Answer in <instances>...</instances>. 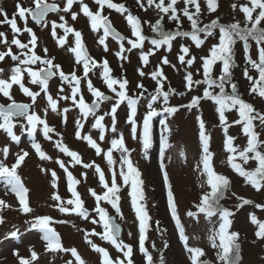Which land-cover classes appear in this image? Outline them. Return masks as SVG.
<instances>
[{
	"label": "rangeland",
	"instance_id": "374dc122",
	"mask_svg": "<svg viewBox=\"0 0 264 264\" xmlns=\"http://www.w3.org/2000/svg\"><path fill=\"white\" fill-rule=\"evenodd\" d=\"M32 0H0V9L7 13L8 17H12L15 5H30ZM59 3L60 7L66 3V0H53ZM123 1L131 9L132 15L142 19L144 32L150 35L152 33L149 28V23H154L162 13H159L152 7L147 6V0H142L145 8L141 9L135 0H112L113 3ZM91 11H96L98 6L93 0H84ZM159 2V0H157ZM201 3V14L199 16V26L203 27L209 24L212 20H217L221 25H228L239 21L241 26L244 25V15L237 7L233 10L232 5L247 4L248 0H217L218 8L215 12H208L205 0H199ZM167 3V0H166ZM178 15L181 17L179 30L191 31L190 22L186 17H183L180 11L183 8V2H179L176 6ZM72 12H77V19L73 20L70 14L64 12H57L49 16V18L39 26L40 36L37 39V46L33 49L36 54H41L47 57L54 58L55 62L61 65L68 72L66 75L71 78L72 70L78 78H80L79 93L77 94V101L82 96L84 101L89 100L93 95L88 90V82L91 81L92 86L99 89H104L106 83L102 77L103 70L96 66L91 68L87 78L84 77L83 65L77 64L75 55L70 51L72 37L75 31H79L84 38V42L91 55L106 56L113 68V74L118 80L126 79L128 85L126 86V94L129 97L136 98L142 91L136 87L137 84H143V96L139 97L137 103V138H133L131 134L130 125L127 123V101H122L116 112V132L111 131L112 122L110 116H104L101 122L104 125V140L99 138V129L92 128L95 121V116H102L105 112L110 111L111 106L115 103L117 97L111 100L103 101L96 110L95 114H89L86 118L83 117L78 104H74L71 99H61V96H71V88L76 86L73 82L62 81L59 76H54L48 81V94L56 101L57 110L53 111L48 105V101L40 85L32 84L31 78L22 72V83L30 91L39 93L35 102L32 98L26 96L19 85H12L10 94L14 101L31 102L30 114L34 112L38 117L45 120L46 123L54 129L49 133L51 140L45 139L41 129L43 125L37 124L36 131L32 136H29L27 128V121L23 117H15L12 119L13 133L18 136L19 142L12 141L11 138L0 129V150L5 146L9 148V155L5 158L0 151V163L11 167L15 161L17 153L21 150L29 152L22 164L17 169V174L20 176L24 186L29 189L27 194L29 206L32 211L30 213H22L19 211V201L16 199L14 193L10 191V186H6L4 178L0 177V200H4L11 207L5 208L0 206V217H3L4 222L0 223V264H19V258H30L31 248L38 254V260L33 264H67L68 261H73L70 252L64 251H46L45 241L41 238L43 233L39 229L31 228V223L35 217H51L50 227L53 228L60 237V243L63 248H75L85 262V264H101V255L94 251L85 240V233H91L93 230L96 233H103V222L100 221L99 215L93 210L96 206L95 198L90 194L89 189L94 190L98 195H103L105 189L99 183V174L95 172V166H99L105 175L106 183L111 185L113 173L116 175L118 185H121L118 192L120 212L112 208L107 201L101 200L100 207L104 208L107 213H112L122 225L121 240L133 247V256L131 257L134 264H146L144 257L139 251L138 235H139V221L136 219L135 213L131 207V197L128 195L130 185H123L120 177L122 165L120 164L121 153L113 149L112 159L113 165L109 167L105 159V153L112 147L111 140L119 138L122 134L124 145L129 150L130 160L133 166L138 169L140 179L142 180V191L144 200L140 203L144 204L146 211L150 217L149 227L146 231L145 246L148 249L149 255L153 258V264H160L161 256L164 264H191L190 254L185 250L184 244L179 239V232L176 230L175 221L171 218V213L168 209V187L164 183V173L161 171V163L164 165V170L168 174V183L174 195L177 204V212L180 218L181 225L184 227L185 235L188 237V246L199 248L203 250L204 255L198 258L200 261H207L208 264H223L218 258V252L221 251L218 247L212 246L210 237L219 228V217H206L203 213H198L195 205L199 203L200 197L211 189L207 185V177L203 173V165L201 163L202 148L199 141V125L196 120L200 116L205 124V132L209 137V151L212 153V167L217 174L223 175L229 180V185L224 193V198L219 201L220 205L229 209L234 213L229 217L232 221L229 226V233L237 232L238 239L236 243L239 244L240 261L239 264H264V239H257L255 232L259 229V224H254L250 220L252 214L257 221L264 223V209L257 208L255 205H264V181H261V190L257 191L251 184L246 183L245 179L239 176L227 163V157L230 155L225 150L224 127L219 123V117L215 111L217 105L212 100H201L199 105L195 108L188 109L180 107L187 105L193 96H202L203 90L207 85H193L191 90L185 87L186 81L184 76L191 72L194 80H203L202 57L210 55V48L218 43L219 29L212 30L213 35L205 39L204 33H199V37L204 39V44L197 48L189 37H176L171 42V49L168 46L162 45L159 49H155L149 41L142 43L141 49H133L131 52H125L123 55L127 59L121 60L116 53L119 51L122 43L125 49L130 48L127 40L116 42L110 38L105 37V44L99 43L101 35L97 31H93L88 25V18L79 11V4L73 5ZM190 11H194L190 8ZM103 15L109 17L118 30L130 35V30L126 23L125 14L120 15L113 9H108L106 6L102 10ZM63 15L64 21L59 17ZM255 15V14H254ZM3 16H0V20ZM67 22V26L74 29L73 33L65 35L62 28H57V37L63 35L64 44L58 45L56 39L51 35L52 22L56 24ZM145 21L149 23H145ZM170 26L165 31H176L177 25L173 21H169L167 16L163 20ZM264 27V24L261 25ZM0 31L5 32L7 40L11 41L13 34L8 30V25L0 24ZM18 38L22 43H28L24 33ZM184 45L189 48V55L186 60L195 57L192 66L181 64L178 60L180 53V46ZM107 46L108 51H105ZM153 48V54L148 57V63L143 64L139 59L140 51L147 52L148 49ZM45 49L47 53L45 54ZM13 54L20 55L19 49L15 45H11ZM0 51H8V48L0 44ZM249 54L252 59H257V51L255 42L249 40ZM167 57L169 64H161V59ZM11 57H5L0 61V69H4L0 73V79H8L11 75L10 69L16 65ZM74 64V65H73ZM157 65H160L163 75L166 79L163 80V91H167L169 87L175 89L174 93L169 95L168 106L178 107L179 110L168 115L161 111L163 106V97H158L153 105L157 109L158 115L152 117L151 120V144L146 150L140 140L143 132V116L147 112V103L151 94H155L157 87L156 81L151 78L150 73L153 72ZM23 65H21V68ZM174 66V67H173ZM221 62H217L212 66L211 77L217 79L221 74ZM248 68L249 75L253 77V82L258 79L257 71L251 68L244 59L243 42L238 41L234 46V62L230 69L231 83L236 84V91L240 97L253 105L256 110H264V98H260L257 93L250 94V87L252 82L248 81L244 75V69ZM143 71L144 76H140L139 72ZM259 87V85H258ZM63 89V91H61ZM116 91H119L116 89ZM213 94H218L219 89L216 87L209 88ZM225 91L231 93L230 84H225ZM106 92H115L106 90ZM183 93V95H181ZM0 102L7 103L9 100L0 93ZM29 102V103H30ZM64 109H68L67 112ZM226 123L228 124L227 135L234 137L233 146L237 148V153L242 150L247 144V137L242 132V125L234 124L233 121L239 119L238 111L233 108L225 111ZM80 119L83 123L81 129L82 135H89L101 148L100 155H97L95 149L88 146L86 141L77 139L75 137V122ZM164 119L168 125L169 131L164 132L160 120ZM0 119V123H2ZM254 131L259 134L258 139L264 141V127L259 125L258 121H253ZM23 125V127H21ZM167 137V147L161 154V137ZM35 139L41 145L42 151L50 157L48 160H41L36 155L35 150L31 147L32 140ZM59 140L70 150L76 151L83 163L93 164L92 168H84L83 163L76 165L71 162V157L66 156L55 147V142ZM264 153V145L258 149ZM183 153V155H181ZM235 155L236 163L247 170L252 171L257 166L255 160L250 159L247 164ZM251 156L252 154L249 153ZM56 159L65 162L66 167L72 173L73 177L79 181L76 184L75 190L80 195L83 201V206L88 209L87 218H82L75 212L61 213L54 205L57 203L51 199V194L56 192L62 200L74 199L71 193L67 190V176L63 169L55 163ZM41 168L54 170L57 173V188L51 187V172H42ZM127 171L126 167L123 169ZM83 174V175H82ZM7 193V194H6ZM248 199L252 201L251 204L244 205L237 209L236 205L241 203L237 198ZM73 208L74 205H66ZM188 211L197 212L196 217H189L186 213ZM96 220V223H92ZM63 221V222H61ZM158 222V223H157ZM17 231V236L10 235L11 232ZM131 233V235H129ZM97 246L104 248L109 257L115 260L117 257L123 258L121 252H117L115 247L108 241L101 239L98 235H89L88 237ZM167 243L168 247L163 245ZM216 245H219V238L215 239ZM153 244L155 247H153ZM18 253V254H17Z\"/></svg>",
	"mask_w": 264,
	"mask_h": 264
},
{
	"label": "snow or ice",
	"instance_id": "6c2138e0",
	"mask_svg": "<svg viewBox=\"0 0 264 264\" xmlns=\"http://www.w3.org/2000/svg\"><path fill=\"white\" fill-rule=\"evenodd\" d=\"M35 4V9L27 8L22 6L21 4L16 5V13L13 14L11 18L8 17L7 13L0 9V16H3V19L0 20V24H6L10 26L11 32L14 34L10 43L6 38V34L3 31H0V44L5 45L8 48V51H0V61H3L5 57H11L13 61H16V65L10 69L11 75L8 79H0V93L4 97H6L11 103L7 106L0 105V119H2V123H0V129L11 138L12 141L19 142V137L13 133V123L12 119L14 116L23 117L27 121V131L29 136H32L36 131V125H43L41 131L45 137V139L51 140V136L49 133H52L54 129L50 127L45 120L38 117L34 112L29 113V105L27 104H18L16 103L11 94L10 88L12 85H19L20 90L26 95L32 98L33 102H35L36 97L39 93L30 91L25 85L22 83V72H27V75L31 78L30 82L32 84H39L41 87V91L44 92L45 97L48 101V105L51 107L53 111L57 110L56 101L48 94L47 85L48 80L52 76L59 74V77L62 81H68L70 84L73 82L76 86L71 88V96H61V99H71L74 104H78V107L83 115V117H87L90 113L95 114V109L93 106H98V101L111 100V97L105 96L102 92L97 90L92 86L91 81L88 82V90L92 93L93 97L96 99L93 100L92 105H88L84 102L83 97L77 101V94L79 93V84L80 78L77 77L75 71L71 73V78L65 75L63 71L60 70L61 66L58 64H54L52 59H42L39 55H37L33 49L37 45V37L31 28L25 27L23 30L29 34L31 37L28 43H22L19 39L16 38L15 34L19 33L21 29L17 26V17L21 20H26L28 15H31L32 19L40 24L43 21V17L49 11L52 12H64L70 14L72 19H77L78 13L70 11L74 4H79V11L82 12L90 21L91 28L93 31L98 28L104 29V35L99 38V43L101 45L105 44V37L112 35L114 39L121 41L125 38L121 36L118 32L112 28L108 18L102 16V10L105 6L108 9H113L121 15L125 16V19L128 25L131 28V34L136 39L135 41L132 39H128V44L131 45L130 48L125 49L124 45L121 43L119 51L116 53L117 57L121 60L127 59V56L123 55V53L131 52L133 49H141L142 42L146 39H149L147 36L142 34L141 30V21L138 17L132 15V13L125 7L124 4L113 3L112 0H94V3L98 6L95 12L91 11L89 6L84 2V0H66V3L63 4V7H59L56 4H47L44 3V0H33ZM183 8L180 10L182 12L183 17H186L190 22L191 31H181L179 30V26L181 23V17L178 15L177 5L179 0H147V6L152 7L154 5L155 9L158 10L161 15L158 19L155 20L154 23H149L145 21V23H149V28L152 33L156 34V38H151L149 40L150 44L154 46L155 49H159L162 45L168 46V50L171 49V42L176 37H190L194 42L195 46L199 48L202 44H204V39L199 37V33H204L205 39L209 36L213 35L212 30L215 28L219 29L218 33V43L214 44L210 48V55L207 57H202V68H203V80H194L191 72H188L184 76V80L186 81L185 87L191 90L193 85L204 84L208 87H205L203 90L202 96H193L190 102L187 105H181L180 107H186L188 109L195 108L199 105L201 100H212L215 105H217L215 111L219 117V123L224 127L225 132V140L224 147L225 150L230 153L227 157L228 165L241 177L245 179L246 183L252 185L257 191L261 190V181H264V153L259 151V147L264 145V141H260L258 139L259 134L254 131V123L253 121H258L261 127H264V110L257 111L252 104L244 101L240 95L236 91V84L231 83V72L230 69L234 62V46L240 41L243 42V53L244 59L251 68L255 69L258 72V79L253 82V77L249 75L248 68L244 69L243 75L244 77L252 82L251 87L249 89L251 93H257L260 98H264V27H261L264 24V0H248L247 4H233L232 8L235 10L237 7L240 12L244 15V25L241 26L239 21L230 23L228 25H221L217 20H212L209 24H205L203 27L199 26V16L201 14V3L199 0H182ZM135 3L141 8H145V4L142 0H135ZM207 11L215 12L218 8L217 0H205ZM190 8H193L194 11H190ZM255 14V15H254ZM167 16L169 21L175 22L177 25L176 31H165L162 25V21ZM61 21H64V16L61 15L59 17ZM57 28H62L64 30L65 35L68 33H73L74 29L67 26V22L56 24L52 22L51 25V35L54 39H56L58 45L64 44V37H57ZM74 35L76 37L74 48H71L70 51L75 54V59L77 64H83L84 77L87 78L88 73L90 71V66L95 67L96 61L91 59L87 55V52L84 50L83 45L81 43V33L79 31H75ZM249 40L255 42L256 51H257V59H252L249 54ZM11 45H15L18 49L27 50L26 52H22L20 55L13 54L11 50ZM31 45L32 47H29ZM45 54L47 53V49L44 50ZM105 51H108L107 46H105ZM180 53L178 55V60L181 64H186L187 66H192L194 63L195 57L189 58L186 60V56L189 55V48L184 45L180 46ZM153 54V48L148 49L147 52L143 50L140 51L139 59L143 64L148 63V57ZM23 57V58H22ZM45 65L46 67L41 68L39 71H34L30 65H34L37 62ZM221 62V74L217 79H212L211 71L212 66L217 62ZM161 64L167 65L169 64V60L167 57H163L161 59ZM21 65L28 66L21 68ZM174 67V66H173ZM55 69V72L53 71ZM4 69H0V73H2ZM140 76H144L145 73L143 71L139 72ZM151 78L156 81V89L155 94L150 95V99L147 103V112L143 116V132L140 136V140L143 144L144 149L146 150L150 147L151 144V120L152 117L158 115L157 109L153 107L158 97H163V106L161 107V111L167 113L168 115H172L176 113L179 108L168 106V99L171 93L175 92V89L171 87L168 88L167 91H163V80L166 79L163 75L160 65H157L156 69L150 73ZM103 80L106 83L107 87L111 89L116 94V101L112 104L110 111L105 112L102 116H95V121L92 124V128L99 129V138L100 140H104V125L101 123L104 120V116H110L112 127L111 131L113 133L116 132V112L118 107L121 105L122 101H127V123L130 125L132 137L137 138V121L135 119L137 114V103L140 96H143L144 89L143 84H137L136 87L141 89L142 91L136 98H132L127 96L126 94V86L128 85V81L126 79L117 80L110 76V68L108 66L107 60L103 62ZM119 84V91L113 87L114 85ZM225 84H230L231 93H227L225 91ZM259 85V87H258ZM216 87L219 89L218 94H213L209 91V88ZM63 91V89H61ZM183 95V93H181ZM235 108L238 111L239 119L233 121L234 124L242 125V132L247 137L246 146L237 153V148L233 146L234 137L227 135L228 124L226 123L225 111L231 110ZM65 112L68 109H64ZM196 120L199 125V141L202 148V157L201 163L203 165V173L206 175L207 180L206 183L210 187L209 192H205L201 197L198 204L195 205L198 213H203L206 217L210 218L213 216L219 217V228L214 232V235L210 237L212 240V246L218 247L221 251L218 252V258L223 264H239L240 261V249L239 244L236 243L238 239L237 232L229 233L228 229L231 225V220L229 217L233 216L234 213L227 208H224L220 205L219 201L224 198V193L228 188L229 180L223 175L217 174L211 164L212 161V153L209 151V137L205 132V124L200 116L196 117ZM160 124L163 126V131L168 132L169 128L164 119L160 120ZM83 123L80 119H77L75 122V137L77 139L86 141L88 146L92 149H95L97 155H100L101 148L97 145V143L92 139L89 135H82L81 129L83 128ZM23 127V125H21ZM111 148L105 153V159L108 162L109 167H111L114 163L112 159V150L116 149L121 153L120 164L122 165V169L120 171V177L123 181V185H130V191L128 195L131 197V207L135 213L136 219L139 221V235H138V243H139V251L143 255L146 264H153V258L149 255L148 250L145 247L146 240V231L149 227L150 217L146 211V207L144 204L140 203V201L144 200V195L142 191V180L140 179V173L138 169H136L129 155V150L124 145V140L122 134L119 138H113L111 140ZM31 147L35 150L36 155L39 156L41 160L50 159L49 156L45 154L41 149V145L32 140ZM55 147L59 149L60 152L64 153L66 156L71 157V162L76 165H80L83 163L80 155L76 151L70 150L67 146H65L61 141L57 140L55 142ZM167 147V137H161V154L163 155L164 149ZM2 154L5 158L9 155V148L5 146L2 150ZM249 153L252 155L250 156ZM238 154L239 158L243 161L244 164H247L250 159L255 160L257 166L252 171L245 170L241 164L234 162L235 155ZM29 155V152L21 150L20 153L16 154L15 161L11 165V167L6 164L0 163V177L4 178V182L6 186H10V191L15 194L16 199L19 201V211L22 213H30L32 211L28 202V192L24 184L21 181L20 176L17 174L18 167L22 164L25 158ZM183 155V153H181ZM55 163L59 165L61 169H63L64 173L67 176V190L71 193L74 199L62 200V198L56 193L53 192L51 194V199L57 202L54 206L58 208L61 213L75 212L82 218H87L88 212L83 207V201L80 198V195L75 190V185L79 183L76 180L72 173L68 170L65 165V162L56 159ZM93 164L83 163L84 168H92ZM124 167H126L127 171H124ZM42 172H51V187L53 189L57 188V180L58 176L54 170L41 168ZM161 171L164 173V183L165 186L168 187V209L171 213V218L175 221L176 230L179 232V239L184 244L185 250L190 254L191 264H198V258L203 256V250L199 248H193L188 246V237L185 235L184 227L181 225L180 218L177 212V204L174 199L173 192L171 190V186L168 183V174L164 170V165L161 163ZM95 172L99 174V183L103 186L106 191H104L103 195H98L94 190L89 189L90 194L95 198L96 206L93 209L100 218V221L103 222V233H96L94 230L91 233H85V240L91 246V248L101 255V264H134L131 257L133 256V247L129 244L124 243L122 240H118V235L120 232V228L111 223L110 218L108 217L104 208L100 207V201L104 200L111 204L112 208H114L117 213L120 212L119 208V199L120 197L117 195L121 185L117 184L116 175L113 173L111 185L105 181V175L101 171L99 166H95ZM83 175V174H82ZM7 194V193H6ZM241 200V203L236 205V208L239 209L244 205L251 204L252 201L243 198H237ZM66 205H74L73 208H69ZM0 206L5 208L11 207V205L7 204L4 200H0ZM257 208L264 209V205L257 204L255 205ZM197 212L188 211L186 214L189 217H196ZM250 215V220L254 224H259L258 231L255 232V236L257 239H264V223H260L257 221L256 217L252 214ZM51 217H35L33 222L31 223V228L39 229L43 235L42 239L46 244V251H64L70 252L72 257L75 258V264H85L80 255L78 254L75 248L65 249L62 247L60 243V237L57 232L51 228L50 222ZM3 217H0V223H3ZM63 222V221H61ZM96 220H92V223H96ZM158 223V222H157ZM18 232L13 231L10 233L11 236H17ZM89 235H98L101 239L110 242L117 252H121L123 258L117 257L115 260H112L109 257L108 252L102 248L97 246L91 239H89ZM131 235V233H129ZM219 238V245H216L215 239ZM153 247L155 245L153 244ZM164 248L168 247V244L165 243L163 245ZM31 255L29 259H25L23 257L19 258V264H33V262L38 260V254L29 249ZM18 254V253H17ZM67 264H73V261H68ZM160 264H164L163 257L161 256ZM199 264H208L207 261H200Z\"/></svg>",
	"mask_w": 264,
	"mask_h": 264
},
{
	"label": "flooded vegetation",
	"instance_id": "af4514ba",
	"mask_svg": "<svg viewBox=\"0 0 264 264\" xmlns=\"http://www.w3.org/2000/svg\"><path fill=\"white\" fill-rule=\"evenodd\" d=\"M24 7H27V8H32L33 6H35V4H31V5H22ZM14 12L16 13V8H14ZM57 12H49L46 17L43 19V21L40 23V24H37L32 18H30V16L28 15L26 17V20H21L17 17V26L21 29L20 33H21V36L23 35L22 33H24L26 39L28 40L27 36L29 35L27 32H25L23 29L25 27H28V28H31L32 31L35 33L37 39H39V36H40V31H39V26L45 22L49 16L53 15V14H56ZM9 18H11L9 16ZM91 27V26H90ZM92 29V28H91ZM10 32H11V29L9 28L8 29ZM96 31V30H95ZM12 33V32H11ZM13 34V33H12ZM14 35V34H13ZM74 35V34H73ZM60 37H63V35H61ZM73 39V37H72ZM112 40V39H111ZM70 48H74L73 45L71 44V47ZM73 53V52H72ZM75 55V54H74ZM95 56V55H94ZM97 60H100V62H102L104 59H108L106 56H100V57H97V55L95 56ZM59 63V62H58ZM55 64V63H54ZM61 64V63H60ZM44 66V65H42ZM41 66V67H42ZM63 67V66H62ZM64 71H66V69L63 67Z\"/></svg>",
	"mask_w": 264,
	"mask_h": 264
},
{
	"label": "water",
	"instance_id": "95a60500",
	"mask_svg": "<svg viewBox=\"0 0 264 264\" xmlns=\"http://www.w3.org/2000/svg\"><path fill=\"white\" fill-rule=\"evenodd\" d=\"M47 4H51V3H47ZM35 9V8H34ZM109 21V20H108ZM112 26V25H111ZM112 28H113V26H112ZM116 31V30H115ZM116 32H118V31H116ZM119 33V32H118ZM120 34V33H119ZM122 36V35H121ZM105 96H107V95H105ZM18 104H22V103H18ZM1 105V104H0ZM88 105H92V103H90V104H88ZM4 106H7V105H4ZM94 107V109L96 110L97 108H98V106H93ZM108 217L110 218V221H111V223L112 224H114V225H116V226H118L119 228H120V232H119V235H118V238H120L121 237V225L116 221V218H115V216L113 215V214H109L108 215Z\"/></svg>",
	"mask_w": 264,
	"mask_h": 264
},
{
	"label": "trees",
	"instance_id": "16d2710c",
	"mask_svg": "<svg viewBox=\"0 0 264 264\" xmlns=\"http://www.w3.org/2000/svg\"><path fill=\"white\" fill-rule=\"evenodd\" d=\"M179 1H181V0H179Z\"/></svg>",
	"mask_w": 264,
	"mask_h": 264
}]
</instances>
